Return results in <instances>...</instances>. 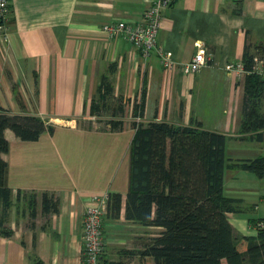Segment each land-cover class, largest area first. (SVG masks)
<instances>
[{
	"label": "crops",
	"instance_id": "1",
	"mask_svg": "<svg viewBox=\"0 0 264 264\" xmlns=\"http://www.w3.org/2000/svg\"><path fill=\"white\" fill-rule=\"evenodd\" d=\"M147 5L148 0H10L8 39L0 40V106L41 116L54 130L36 140L4 131L9 147L2 157L13 206L33 193L38 211L34 225L26 228L13 214L7 218L13 233L0 235V264H82L84 213L92 196L103 192L120 193L121 207L118 215L107 210L103 217L100 264H154L140 251L160 228L124 215L134 101L143 103L139 121H199L202 128L226 135L227 157L264 155L256 149L264 142L238 132L243 77L224 68L242 62L247 50L264 69V0H173L163 9L157 34V44L175 61L171 70L163 68L155 52L143 58L127 40L102 29L108 22L139 20ZM195 42L203 43L210 58L186 74L182 64L193 57ZM102 75L109 77L114 95L123 97L120 129L82 123L95 116L91 102ZM212 113L226 115L204 117ZM241 143L253 149L237 148ZM230 170L239 169H227L224 178ZM238 188L228 189L234 194ZM244 190L260 200L264 195L251 185ZM43 192L57 201L56 212L41 213ZM227 196L244 202L239 195ZM242 208L227 214L233 234L253 235L248 221L253 217Z\"/></svg>",
	"mask_w": 264,
	"mask_h": 264
},
{
	"label": "trees",
	"instance_id": "2",
	"mask_svg": "<svg viewBox=\"0 0 264 264\" xmlns=\"http://www.w3.org/2000/svg\"><path fill=\"white\" fill-rule=\"evenodd\" d=\"M255 53L243 54L245 74L238 132L241 138L264 142V77L256 70ZM119 112L116 120H107L111 130L122 127V95H114L108 76L102 75L92 97L91 114L111 106ZM142 101L135 102L133 116H143ZM130 147L129 185L125 199L126 219L157 226L150 243L140 251L154 264H264V217L248 219L253 235L234 236L229 212L244 210L241 199L224 193V172L239 169L264 176V155L252 158L226 156V135L194 125L166 120L133 121ZM11 129L21 140H36L54 126L38 115L15 114L0 106V235L11 236L6 225L13 205L11 189L6 185V161L2 154L9 143L4 135ZM19 197V195H18ZM17 197V199H19ZM264 201V195L262 196ZM30 216L37 215L35 196L29 200ZM121 194L108 192L113 216L119 214ZM52 195H41V213L56 212ZM35 222H31L34 225Z\"/></svg>",
	"mask_w": 264,
	"mask_h": 264
},
{
	"label": "built area",
	"instance_id": "3",
	"mask_svg": "<svg viewBox=\"0 0 264 264\" xmlns=\"http://www.w3.org/2000/svg\"><path fill=\"white\" fill-rule=\"evenodd\" d=\"M173 0H148L142 16L137 21H113L102 26L104 32L112 38L121 37L127 40L137 49L143 58L148 57L152 52L158 56L162 66L166 70L175 67V61L170 53L157 44V34L161 25L163 9L170 6ZM10 29V0H0V40L8 39ZM196 51L189 62L182 64L184 73H194L207 64L209 55L203 43L195 42ZM254 61L259 59L254 57ZM226 71L236 77H243L245 69L242 62L226 63ZM264 77V69L253 66ZM140 120L139 116L135 117ZM108 193L94 194L85 210L82 222V264H100V255L104 247L103 217L107 212Z\"/></svg>",
	"mask_w": 264,
	"mask_h": 264
},
{
	"label": "rangeland",
	"instance_id": "4",
	"mask_svg": "<svg viewBox=\"0 0 264 264\" xmlns=\"http://www.w3.org/2000/svg\"><path fill=\"white\" fill-rule=\"evenodd\" d=\"M109 102L111 106L102 110L101 115L94 116L93 118L88 119V120L84 119L82 123L85 125L95 126L98 128H106L108 125L107 120L118 119L119 112H117V110H114V108L112 107V105H114L113 103L116 102V100L111 98L109 99ZM225 115H226L225 113L224 114L223 113H215V114L212 113V114H205L204 117L207 118L208 116L211 119L213 116H215V118L219 119L220 116L222 118H225ZM121 117H124V112ZM236 147L239 149H244V148H248L249 150L253 149L252 145H249V143H241L239 145L237 144ZM256 149L264 153V143L257 145ZM225 171H227V169ZM229 174L233 175L232 178H229ZM224 181H225V186H224L225 193L227 195H239L244 201L240 205L246 207L247 209L246 212L248 215H250L253 218L264 217V201L260 200L258 195H253V193H248L247 191L244 190L245 187L251 185L255 187L257 194H260V195L263 194L264 193V177L259 178L253 172L247 171V170H235V171L230 170L229 173L228 172L225 173ZM233 185H237L238 187H240L237 190L239 192L234 193V194H231V192H229L228 188ZM32 197H34L33 193L24 194V196H22V200H20L18 204H15V206L12 205V207L9 210V213L11 212L12 213L11 214L8 213V217L10 216L12 217V214H13L14 217H16V221L17 220L19 221L18 225L20 227L26 228L29 224H31V222H35V220L37 219L36 218L37 215L35 217L30 216V209H29L28 203ZM36 205H37V200H36ZM22 213H23V216H21ZM223 264H225L224 261H223Z\"/></svg>",
	"mask_w": 264,
	"mask_h": 264
}]
</instances>
